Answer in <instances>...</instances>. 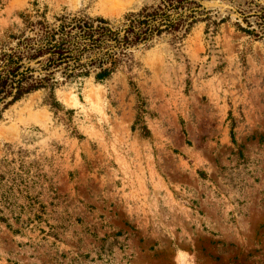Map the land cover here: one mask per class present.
<instances>
[{"label":"rangeland","instance_id":"374dc122","mask_svg":"<svg viewBox=\"0 0 264 264\" xmlns=\"http://www.w3.org/2000/svg\"><path fill=\"white\" fill-rule=\"evenodd\" d=\"M195 1L215 32L132 47L103 82L57 73L2 114L0 264H264V0ZM158 2L0 0V47L42 13Z\"/></svg>","mask_w":264,"mask_h":264},{"label":"trees","instance_id":"16d2710c","mask_svg":"<svg viewBox=\"0 0 264 264\" xmlns=\"http://www.w3.org/2000/svg\"><path fill=\"white\" fill-rule=\"evenodd\" d=\"M206 13L195 0H159L154 6L128 12L119 24L102 16L63 14L49 22L45 13L38 15L35 21H28L26 30L9 34L10 42L0 47V117L35 91H52L57 73L64 81L92 74L96 82H103L127 61L132 47L147 45L164 34L182 40L197 21L209 20L205 32H215L210 27L223 19L216 22L208 16L196 17ZM49 105L55 113L60 111L61 105L52 96ZM143 112L139 103L134 124L147 135L148 129L141 125Z\"/></svg>","mask_w":264,"mask_h":264}]
</instances>
